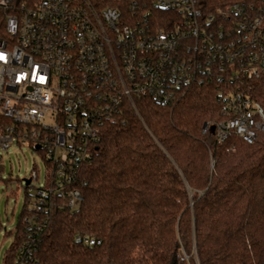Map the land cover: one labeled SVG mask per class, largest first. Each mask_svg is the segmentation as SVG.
<instances>
[{"label":"built area","instance_id":"2783aa9c","mask_svg":"<svg viewBox=\"0 0 264 264\" xmlns=\"http://www.w3.org/2000/svg\"><path fill=\"white\" fill-rule=\"evenodd\" d=\"M155 8L174 11L175 21L160 27ZM131 11L126 18L92 0H0V150L28 145L48 173L24 217L13 264H37V243L58 198L70 209L80 205L79 166L126 99L171 104L192 86L212 83L225 115L214 124L220 140L235 132L252 143L264 130V5L234 2L205 12L196 0H148ZM37 176L33 171L31 182Z\"/></svg>","mask_w":264,"mask_h":264},{"label":"trees","instance_id":"16d2710c","mask_svg":"<svg viewBox=\"0 0 264 264\" xmlns=\"http://www.w3.org/2000/svg\"><path fill=\"white\" fill-rule=\"evenodd\" d=\"M92 1L128 18L132 5L148 0ZM196 1L205 12L234 2L264 5ZM174 13L155 8L157 24L170 26ZM258 92L264 103V87ZM133 100L135 106L126 99L121 114L103 126L92 158L80 164V205L70 209L58 198L48 212L37 264H264V130L252 143L235 132L220 140L212 129L204 131L206 122L225 117L212 83L192 86L171 104L145 95ZM26 200L5 264H13L26 235Z\"/></svg>","mask_w":264,"mask_h":264},{"label":"rangeland","instance_id":"374dc122","mask_svg":"<svg viewBox=\"0 0 264 264\" xmlns=\"http://www.w3.org/2000/svg\"><path fill=\"white\" fill-rule=\"evenodd\" d=\"M33 171L38 176L27 187L24 179L30 178ZM47 174V164L34 148L16 143L8 150H0V264H5L6 252L14 241V229L26 197L32 206L37 189L46 183Z\"/></svg>","mask_w":264,"mask_h":264},{"label":"water","instance_id":"95a60500","mask_svg":"<svg viewBox=\"0 0 264 264\" xmlns=\"http://www.w3.org/2000/svg\"><path fill=\"white\" fill-rule=\"evenodd\" d=\"M211 129L214 131L215 130V125H211ZM25 181V185L28 186L31 182V178H28V179H24Z\"/></svg>","mask_w":264,"mask_h":264}]
</instances>
